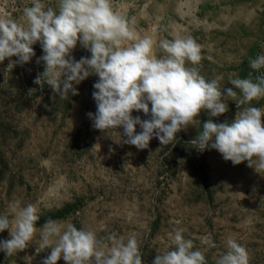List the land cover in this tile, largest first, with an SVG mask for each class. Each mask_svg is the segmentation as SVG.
<instances>
[{"label": "rangeland", "instance_id": "374dc122", "mask_svg": "<svg viewBox=\"0 0 264 264\" xmlns=\"http://www.w3.org/2000/svg\"><path fill=\"white\" fill-rule=\"evenodd\" d=\"M31 5L32 0H0V17L23 23V10ZM112 5L141 38L155 41L157 58L166 55L161 40L195 39L204 57L201 74L208 80L219 76L237 99L242 94L231 79L251 73L255 82L264 75V68L250 67L264 54V0H112ZM33 48L36 55L23 66L9 68V58L0 62V215L14 219L10 205L19 201L21 207L34 205L43 223L36 224L37 234L23 251L12 256L0 251V264H42L51 249L39 247V230L48 220L92 230L105 242L113 232L125 241L135 235L143 264L170 250L169 234L176 229L193 240L208 264L227 252L230 238L246 248L249 264H264V170L247 161L233 165L217 150L200 152L190 142L209 118L231 122L244 107L264 108V98L238 109L227 97L226 113L209 117L202 111L201 123L178 132L171 144L154 137L139 150L123 143V127L110 136L93 128L87 113L96 111L97 75L75 85L78 95L60 99L47 84L34 83L44 63L36 62L43 55L40 43ZM72 55L79 60L91 53L78 43ZM133 115L149 118L142 110ZM202 238L210 244H201ZM4 239H10L7 229L0 232ZM57 264L67 262L61 258Z\"/></svg>", "mask_w": 264, "mask_h": 264}, {"label": "clouds", "instance_id": "9594fccd", "mask_svg": "<svg viewBox=\"0 0 264 264\" xmlns=\"http://www.w3.org/2000/svg\"><path fill=\"white\" fill-rule=\"evenodd\" d=\"M23 17V23L0 17V62L9 58V68L23 66L36 55L33 45L39 42L43 55L36 62L44 63V71L34 83L41 88L47 84L60 99L78 95L75 85L97 75L92 93L96 111L87 113L93 128L110 136L123 127L127 137L123 143L139 150L147 149L154 137L161 145L171 144L178 132L201 123L198 117L202 111L209 117L226 113L227 97L238 109L264 98V75L257 76L255 82L251 73L249 78L231 79L242 94L240 99L233 88L221 85L219 76L206 79L200 72L204 59L201 46L190 36L161 40L159 48L166 55L157 58L155 41L141 38L132 23L114 11L112 0H59L57 8L32 0ZM78 43L91 53L90 57L75 59L72 51ZM250 67L257 71L264 68V54L252 59ZM141 110L148 119L133 115ZM262 118L264 108L255 106L244 107L231 122L216 123L209 118L190 142L200 152L217 150L233 165L247 161L249 167L264 170ZM10 212L14 219L0 215V232L9 230L10 239L0 240V251L7 256L33 242L39 220L38 209L32 204L21 207L17 201L10 205ZM39 235V247L51 249L42 264H57L61 258L67 264H143L135 235L125 241L113 232L105 242L92 230L53 220L43 225ZM169 238L170 250L158 252L153 264H208L205 254L194 250L193 240L186 239L182 229L174 230ZM226 243L227 252L215 264H249L244 246L231 238ZM201 244L210 241L202 238Z\"/></svg>", "mask_w": 264, "mask_h": 264}, {"label": "trees", "instance_id": "16d2710c", "mask_svg": "<svg viewBox=\"0 0 264 264\" xmlns=\"http://www.w3.org/2000/svg\"><path fill=\"white\" fill-rule=\"evenodd\" d=\"M62 213H63V212H60L59 214H56V215H54V216H55V217H56V216H57V217H58V216H61ZM37 223H38V224L43 223V220H38Z\"/></svg>", "mask_w": 264, "mask_h": 264}]
</instances>
